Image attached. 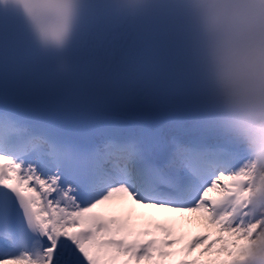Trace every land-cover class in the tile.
Segmentation results:
<instances>
[{"label": "snow or ice", "instance_id": "1", "mask_svg": "<svg viewBox=\"0 0 264 264\" xmlns=\"http://www.w3.org/2000/svg\"><path fill=\"white\" fill-rule=\"evenodd\" d=\"M21 2L37 19L63 11ZM92 105L89 92L39 57L5 54L0 264H242L264 256V215L249 207L252 177L225 138L195 123L172 138L116 140L97 130Z\"/></svg>", "mask_w": 264, "mask_h": 264}, {"label": "clouds", "instance_id": "2", "mask_svg": "<svg viewBox=\"0 0 264 264\" xmlns=\"http://www.w3.org/2000/svg\"><path fill=\"white\" fill-rule=\"evenodd\" d=\"M63 11L33 18L42 48L64 45L73 8L85 0H39ZM119 23L148 26L166 42L168 66L189 118L225 138L252 177L249 205L264 215V0H103ZM54 17V18H53ZM59 34V39L55 35ZM148 63L154 64L152 57Z\"/></svg>", "mask_w": 264, "mask_h": 264}, {"label": "bare ground", "instance_id": "3", "mask_svg": "<svg viewBox=\"0 0 264 264\" xmlns=\"http://www.w3.org/2000/svg\"><path fill=\"white\" fill-rule=\"evenodd\" d=\"M148 120L149 119H147V118H144V119L143 118H138V119L135 120V123H137V124H144V123L147 124L148 123L149 124V123H152V121H153V120L152 121L150 120L151 122H148ZM170 121H171V118L168 119L166 122L170 123ZM172 126H173L172 124H168L167 125L168 128H173ZM262 258L264 259V256H254V257H251V258L245 260L242 263L261 264L260 259H262Z\"/></svg>", "mask_w": 264, "mask_h": 264}, {"label": "rangeland", "instance_id": "4", "mask_svg": "<svg viewBox=\"0 0 264 264\" xmlns=\"http://www.w3.org/2000/svg\"><path fill=\"white\" fill-rule=\"evenodd\" d=\"M217 247H219V245H217Z\"/></svg>", "mask_w": 264, "mask_h": 264}]
</instances>
